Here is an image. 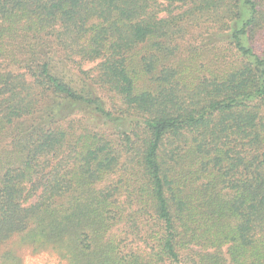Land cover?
<instances>
[{
    "label": "trees",
    "instance_id": "trees-1",
    "mask_svg": "<svg viewBox=\"0 0 264 264\" xmlns=\"http://www.w3.org/2000/svg\"><path fill=\"white\" fill-rule=\"evenodd\" d=\"M13 239L264 264V0H0V264Z\"/></svg>",
    "mask_w": 264,
    "mask_h": 264
},
{
    "label": "rangeland",
    "instance_id": "rangeland-1",
    "mask_svg": "<svg viewBox=\"0 0 264 264\" xmlns=\"http://www.w3.org/2000/svg\"><path fill=\"white\" fill-rule=\"evenodd\" d=\"M96 63H88L85 68H93ZM3 249L16 250L20 258V264H67L52 250L33 251L28 245H24L16 239L4 246Z\"/></svg>",
    "mask_w": 264,
    "mask_h": 264
}]
</instances>
